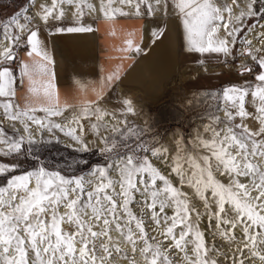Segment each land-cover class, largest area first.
Here are the masks:
<instances>
[{
    "label": "snow or ice",
    "instance_id": "6c2138e0",
    "mask_svg": "<svg viewBox=\"0 0 264 264\" xmlns=\"http://www.w3.org/2000/svg\"><path fill=\"white\" fill-rule=\"evenodd\" d=\"M82 3L51 0L38 5L35 17L27 15L25 7L0 24L6 41L0 51V98H4L0 110L13 129L9 134L0 126V158L16 161L27 153L37 161L31 170L17 174L18 162L0 159V177L6 178L0 184V264H176L174 252L179 254V264H220L216 257L226 254L216 244L209 245L206 235L211 232L214 239L219 236L230 243L237 241V230L242 239L231 264H264V24L245 25L251 18L264 20V0H247L243 9L237 0L222 7L214 0H118L117 7L113 6L117 0H99V8L86 5L89 13L98 11L106 20L117 15H174L182 25L187 51L222 54L225 63L235 52L252 62L240 64L242 76L259 67L254 84L245 81L243 86L206 94L201 102L211 99L222 104L224 119L212 116L203 133L197 131L187 144L183 138L177 140L174 154L158 141L148 144V130L130 123L127 117L138 114L131 98L122 99L119 114L101 107L105 90L122 78L119 67L91 89L95 99L60 102L54 58L41 33L52 35L53 29L55 33L92 32L91 25L82 23ZM68 14L74 19L64 27ZM164 32L162 27L154 28L153 42ZM125 45L122 51H144L132 39ZM20 49H26L29 59L20 61L17 77L10 65ZM17 79L21 85L27 81L30 94L23 107L12 102ZM80 87L87 93V88ZM249 96L252 112L246 107ZM68 112L70 116L65 115ZM248 119L258 126L249 127L244 123ZM57 133L68 138L67 146L76 152L95 147L106 163L94 165L86 176L65 175L63 169L49 167L38 153L42 145L61 142ZM153 160L170 168L168 175ZM217 173L227 177L228 183L217 179ZM185 186L202 202L203 211L192 206L188 193L182 191ZM133 204L142 205L139 215L132 210ZM169 208L172 215L166 211ZM146 217L162 237L155 243L151 241L156 238L148 236ZM204 217L207 229L200 227ZM65 224L72 230H65ZM112 231L119 238L114 239Z\"/></svg>",
    "mask_w": 264,
    "mask_h": 264
},
{
    "label": "rangeland",
    "instance_id": "374dc122",
    "mask_svg": "<svg viewBox=\"0 0 264 264\" xmlns=\"http://www.w3.org/2000/svg\"><path fill=\"white\" fill-rule=\"evenodd\" d=\"M29 0H3L0 3V24L9 18L13 17L17 12L22 11L27 7ZM221 7L225 4H231V0H214ZM244 2V3H243ZM247 0H237L240 8L243 9L246 5ZM40 3H49L48 1H39L36 3L34 10L37 12L38 5ZM51 3V2H50ZM49 3V4H50ZM85 15L82 23L85 25H91L95 28L97 20L103 17L98 11L96 13H89L86 3H82ZM95 6L99 8V0L96 1ZM114 7L120 6L117 3ZM234 7V10L238 12V9ZM124 11L130 12L132 9L128 7L123 8ZM72 11H75L73 6ZM142 11L146 13L147 9L142 6ZM33 12V11H32ZM35 12L29 14L35 17ZM67 13V8H66ZM34 14V15H33ZM161 22L165 30L164 35L158 41H155L147 51L145 55V63L135 67L134 77L138 84L135 85H122L116 83L112 89L106 91L105 100L101 103V107L106 108L109 111H115L119 114L122 107V99L127 97L134 101V105L137 109L138 114L136 116L129 115L127 118L131 124L138 127L145 128L148 130V134L145 137L148 144L154 142H160V144L169 148L171 154L175 153L176 141L183 138L185 144L195 137L197 131L203 133V126L210 123L212 116L224 119V112L221 110L223 105L213 101L211 99H204L208 93H222L223 89L229 86H243L244 82L247 81L249 84L255 83V75L260 71L258 66H254L252 74H239V66L242 62L247 60L248 64H252L248 58H243L234 55L227 57V63H225V57L222 54H204L201 55L195 52H189L186 50V42L184 39V31L179 20L174 15L162 16V17H148L146 14L143 17H138L142 28L148 24L154 25ZM74 18L68 14L63 22L64 27L70 26ZM259 18H251L245 21V25L252 23L261 22ZM20 22L23 23V17ZM35 23V21H33ZM256 23V24H257ZM61 26V25H57ZM54 30V29H53ZM223 30L221 36H223ZM243 36V34H241ZM178 43L179 60L177 66L173 68L172 60L174 59V49ZM240 48L239 43L237 44V50ZM154 49V50H153ZM155 53V55H154ZM217 64L213 69H199L201 63ZM203 63V64H204ZM194 67V68H193ZM198 68V69H196ZM199 70V71H198ZM207 71V72H205ZM181 74V76H179ZM4 98H0L2 101ZM249 103H246L248 111H254V107L251 105V97L247 98ZM13 102V101H12ZM0 126L4 127L9 134H13L11 123L3 119L2 110L0 112ZM42 115V113H37ZM65 115L70 116L68 112ZM57 122H61V118H55ZM106 119H109L106 117ZM115 123L114 121H112ZM237 123L241 122L237 118ZM249 127L255 129L258 125L257 122L248 119L244 121ZM17 127L19 125L17 124ZM60 136V143L53 141L52 144H46L41 146V150L38 153L40 158L48 163L51 168H61L65 175H84L92 169L94 165H103L106 163L104 157L99 153L95 147L89 152H76L73 148L67 145L71 143L68 138L64 137L63 134L57 133ZM48 134L45 133L47 139ZM205 138H209L208 134H205ZM184 145H182L183 147ZM27 147V145L25 146ZM190 148V146H189ZM4 161H12L11 157L0 158ZM90 160H96V163H91ZM76 161L72 168H67L66 164ZM20 164V168L17 169V174L31 170L37 166V161L32 156L27 155L18 157L16 161ZM84 162H87L86 164ZM153 163L158 167V161L153 160ZM162 171L165 175H168L170 168L162 167ZM113 179H118L115 173H112ZM217 179L221 180L225 184L228 183L227 177L219 176L216 174ZM174 183L178 184L175 177H170ZM6 182L5 177H0V184ZM182 191L188 193L192 201V206L203 211L202 202L195 197L194 192L191 188L185 186ZM140 207L142 205L133 204L131 205L132 210L139 215ZM214 207V206H213ZM64 211L63 208L60 209ZM168 215H172L173 210L171 208L166 209ZM146 219V230L149 238L155 237V243L162 239L158 231H153L155 225ZM195 219V217H193ZM213 227L215 222L213 221ZM65 230L71 231V227L67 224L62 225ZM201 229H207V218L204 217L200 225ZM111 235L114 239L119 238V234L112 231ZM237 241L225 242L219 236L213 238L211 232H208L206 239L211 244H216L221 252L225 253V256L216 257L220 264H231V257L234 254L236 247L240 246L242 239L241 233L237 230L236 232ZM215 255V254H213ZM247 255V253H246ZM172 259L179 264V254L173 253ZM258 264V261H257Z\"/></svg>",
    "mask_w": 264,
    "mask_h": 264
},
{
    "label": "crops",
    "instance_id": "0c3cea01",
    "mask_svg": "<svg viewBox=\"0 0 264 264\" xmlns=\"http://www.w3.org/2000/svg\"><path fill=\"white\" fill-rule=\"evenodd\" d=\"M162 27L161 18L154 25L148 24L143 29L136 16H116L112 20L100 17L92 32L88 33H55L49 35L47 31L41 33L48 50L54 58V70L60 102L78 104L85 98L95 99L91 91L99 87L100 81L108 73L119 67L122 78L117 83L122 85L138 84L134 77L135 67L145 63V55L154 43L151 31ZM129 33H133L129 37ZM132 39L134 44H139L144 51L137 54L125 52V41ZM172 65L176 67L179 60L178 43L174 49ZM26 49L18 51V59L10 65L16 70L19 77L18 66L20 61H27ZM207 72V71H205ZM80 85L87 88V93L81 90ZM14 104L24 106L30 95L27 92V81L24 85L17 79ZM108 89L105 90V92Z\"/></svg>",
    "mask_w": 264,
    "mask_h": 264
},
{
    "label": "bare ground",
    "instance_id": "6f19581e",
    "mask_svg": "<svg viewBox=\"0 0 264 264\" xmlns=\"http://www.w3.org/2000/svg\"><path fill=\"white\" fill-rule=\"evenodd\" d=\"M40 0H29V2H28V5H27V8L29 9V11H28V13H27V15H29V14H31V13H33V12H35L36 10H34L35 9V7H36V3H38ZM41 1H48L49 3L51 2V0H41ZM96 1L97 0H84V3H86V5L88 4V3H91V4H94L95 5V3H96ZM216 3V2H215ZM244 3V2H243ZM217 5L218 6H220L218 3H217ZM87 7V6H86ZM33 11V12H32ZM234 12H236V10H234ZM35 14H36V12H35ZM34 15V14H33ZM32 16V15H31ZM35 16V15H34ZM22 17V16H21ZM257 23V22H256ZM256 23H252V24H256ZM259 24H264V20H262L261 22H258L256 25H259ZM251 25V24H250ZM143 29H146V25L143 27ZM257 31H259V28L257 27V29H256ZM221 33H222V30L220 31V33H219V35L221 36ZM249 39H253V37H252V35L251 34H249V37H248ZM6 43V41H4V39H3V36L2 35H0V51H2L3 50V45ZM253 44L255 45V46H259V41L258 40H256V39H253ZM154 50V49H153ZM154 55H155V53H154ZM216 65H220V63H217V64H209V63H204V64H202V65H200V67H198L199 69L201 68V69H204V68H207V69H214L215 67H216ZM194 68V67H193ZM198 68H196V69H198ZM199 71V70H198ZM179 76H181V74H179ZM0 112H1V110H0ZM1 115V114H0Z\"/></svg>",
    "mask_w": 264,
    "mask_h": 264
},
{
    "label": "trees",
    "instance_id": "16d2710c",
    "mask_svg": "<svg viewBox=\"0 0 264 264\" xmlns=\"http://www.w3.org/2000/svg\"><path fill=\"white\" fill-rule=\"evenodd\" d=\"M3 2V0H0V3ZM91 163H96V160H90Z\"/></svg>",
    "mask_w": 264,
    "mask_h": 264
}]
</instances>
